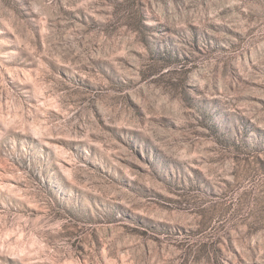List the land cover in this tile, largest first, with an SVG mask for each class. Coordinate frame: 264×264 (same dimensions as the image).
Masks as SVG:
<instances>
[{
	"label": "rangeland",
	"instance_id": "374dc122",
	"mask_svg": "<svg viewBox=\"0 0 264 264\" xmlns=\"http://www.w3.org/2000/svg\"><path fill=\"white\" fill-rule=\"evenodd\" d=\"M0 264H264V0H0Z\"/></svg>",
	"mask_w": 264,
	"mask_h": 264
}]
</instances>
